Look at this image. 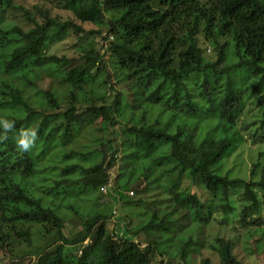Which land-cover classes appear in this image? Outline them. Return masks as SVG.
Listing matches in <instances>:
<instances>
[{
    "label": "trees",
    "instance_id": "16d2710c",
    "mask_svg": "<svg viewBox=\"0 0 264 264\" xmlns=\"http://www.w3.org/2000/svg\"><path fill=\"white\" fill-rule=\"evenodd\" d=\"M26 1L54 4L80 24L60 22L39 6L26 8ZM83 24L99 30L86 32ZM81 34L98 39L83 41L78 64L50 54L69 35ZM199 37L212 46L215 60L204 56ZM109 61L112 81L131 84L126 91L138 107L112 87ZM263 94L264 0H0V251L18 243L33 248V230H45L54 242L36 254L35 264H154L171 256L176 234L188 229L172 255L187 264L200 249L198 226L219 211L221 225L237 214L240 228L263 237L264 165H253L249 181L224 172L225 161L245 142L236 128L243 109ZM142 104L162 105L192 121L201 110L213 129L202 136L197 125L175 129L172 122L151 121L148 112L137 117ZM129 105L133 118L126 116ZM98 122L104 135L94 150L74 147ZM118 125L122 130L115 132ZM22 139L31 141L27 148ZM185 180L212 199L201 202L183 191ZM159 188L172 207L162 215L155 208L135 230L118 217L109 232L114 213L81 212L74 204L95 193L97 200L126 203ZM65 212L89 215L74 238L65 235ZM143 234L150 240L141 242ZM74 246L77 255L68 259L66 247ZM211 248L217 264H240L232 241L219 238Z\"/></svg>",
    "mask_w": 264,
    "mask_h": 264
},
{
    "label": "rangeland",
    "instance_id": "374dc122",
    "mask_svg": "<svg viewBox=\"0 0 264 264\" xmlns=\"http://www.w3.org/2000/svg\"><path fill=\"white\" fill-rule=\"evenodd\" d=\"M35 6H39L44 11L51 14V17L60 21L66 22L71 21L75 24H80L76 21L75 17L70 14L69 12L62 11L58 9L54 4H46L41 1H26V8L31 9ZM34 12V9L32 10ZM83 30L86 32H98L95 26L90 24H83L81 25ZM103 34H106L105 32ZM97 38L95 35H86L83 34L73 36L69 35L67 40L63 43L57 44L52 47L50 54L55 55L59 58L61 57H70L75 60L74 64H78L80 62V58L82 55L81 48L84 43H90ZM200 38V39H199ZM199 45L204 51V56L210 60H215L217 58V54L214 53L213 48L209 45L208 42L204 40V38L199 37ZM98 39V38H97ZM96 39V41H97ZM101 50L102 55H107L108 52L104 46L99 48ZM110 56H108L105 61H108ZM108 67V76L107 78L112 81L113 72L111 71V63L110 61L107 62ZM49 80L52 82L53 86H56L58 83L56 80ZM47 80L44 84L47 88L51 82ZM56 81V82H55ZM192 81H190V84ZM51 85V86H52ZM193 87V84L191 85ZM190 86V87H191ZM112 87L121 92L122 94H126L131 88V84H116V82L112 81ZM191 87V90L193 88ZM127 100L128 102L133 105L136 103L133 93H127ZM195 99H198V95L196 91L192 93ZM125 96V95H124ZM93 97V96H92ZM138 107V103H136ZM132 106L129 105V108L126 110L127 118H133L130 116ZM137 117H139L143 112H148V116H150L151 121L156 120L158 118L161 123H169L172 122V125L175 129L178 128H192L193 125L198 126L197 132L205 135L207 131L213 129L214 124L211 119H205L202 116L203 111L199 110V119L198 120H191L189 118H185L182 114H177L173 111H164V107L162 105H155L151 106L149 104H142L141 108L137 110ZM174 116H176L174 118ZM149 118V119H150ZM264 94L261 97L253 99L246 103L245 108L243 109V114L241 118L237 122V130L240 135L244 138V144L240 147V149L227 161H225V168L224 172L229 174L231 178H241L246 181H249L251 178V172L253 165L256 164L258 161L264 165ZM134 123V122H133ZM123 125H126V122H122ZM121 124V125H122ZM118 125L115 128V132H120L122 126ZM93 131H90L91 135L84 134L82 138L78 139L79 141L74 144V147L91 150L93 151L96 145V141L103 137L104 133L101 132V124L98 122ZM172 129V130H175ZM115 136V135H111ZM220 134L216 132L215 138L218 140ZM263 138V139H262ZM121 141V138L118 139V142ZM120 144V143H119ZM67 150L62 149V153H67ZM120 157V156H119ZM116 172V171H115ZM259 175H257L258 177ZM182 190L186 191L193 196H196L200 199L201 202L210 201L212 198L208 194L207 191L198 187L197 184L193 183L192 181L185 180L182 186ZM185 194V193H184ZM100 195V194H98ZM97 195V196H98ZM96 193L91 194L90 196H84L78 199L74 204L75 208L81 210V212H89L95 209L102 213H114V222L112 226L109 228V232L114 228L116 229V224L118 223L117 218L123 217L124 222L127 228L131 230H135L141 225L142 223H146L151 218L152 210L155 208L158 209L159 214L162 215L163 211L169 206L172 207V203L169 199V196L163 193L161 188L157 190H153L147 194L137 195L131 197V199L125 200L124 202H115L114 199H111L107 196L102 197L100 200H97ZM234 196V195H233ZM234 202H236L237 209L240 206L237 203L238 196L234 197ZM143 200V203L137 205L138 201ZM130 203V204H129ZM79 210V211H80ZM65 214V215H64ZM64 219L67 222L65 235L69 238L76 237L81 231L85 220L88 219L87 214L81 213L80 215H76L73 212H65ZM86 217V218H84ZM237 214L236 217H232L228 222L221 225L223 221L222 213L219 211L214 214V218L208 225H200L201 229L194 235V239L197 242V246H200V249L197 251H192L191 256L187 264H201L203 259H210L213 263L217 264L219 262V255L216 251H214L211 247L216 246V241L219 238H223L225 240H230L233 242L234 245V255L240 262V264H264V236L260 237V232L256 231L255 229H243L240 228L239 224L237 223ZM176 218V217H175ZM126 220V221H125ZM185 222L182 225L187 226L188 222ZM196 226L193 225L190 229L195 230ZM197 227V228H198ZM34 231V239L33 243L35 246L33 248H29L26 245H22L18 243L12 249L6 247V249L2 252L0 251V264H35L36 258L38 257L36 254L40 253L43 254L46 251V245H50L54 242L52 237H48L49 235L45 234V230L36 234V230ZM188 229L183 230L181 233H177V239L172 244L169 249L170 257L165 260V258H157L155 259L154 264H161L163 260H165V264H183V262H179L176 260L177 258L172 259V255L177 251L179 248V238L181 236L185 237L187 240L188 238ZM79 232V233H78ZM42 233V234H41ZM56 238V236H53ZM57 239V238H56ZM141 242H145L146 240H150L144 234L140 236ZM68 253V259L72 257V255H77L78 246L74 247H66Z\"/></svg>",
    "mask_w": 264,
    "mask_h": 264
},
{
    "label": "clouds",
    "instance_id": "9594fccd",
    "mask_svg": "<svg viewBox=\"0 0 264 264\" xmlns=\"http://www.w3.org/2000/svg\"><path fill=\"white\" fill-rule=\"evenodd\" d=\"M33 136H34V134H33ZM19 143L22 145L23 148H27L29 146V144L31 143V141L27 140V139H22L21 141H19Z\"/></svg>",
    "mask_w": 264,
    "mask_h": 264
},
{
    "label": "built area",
    "instance_id": "2783aa9c",
    "mask_svg": "<svg viewBox=\"0 0 264 264\" xmlns=\"http://www.w3.org/2000/svg\"><path fill=\"white\" fill-rule=\"evenodd\" d=\"M109 187H110V185L102 186V187L100 188V191H101L104 195H107V194L109 193ZM131 195H133V194L131 193Z\"/></svg>",
    "mask_w": 264,
    "mask_h": 264
}]
</instances>
